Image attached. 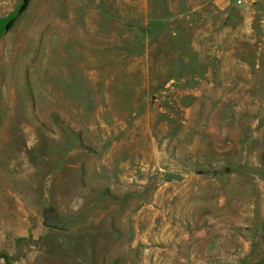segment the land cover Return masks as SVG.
Listing matches in <instances>:
<instances>
[{
    "label": "rangeland",
    "instance_id": "1",
    "mask_svg": "<svg viewBox=\"0 0 264 264\" xmlns=\"http://www.w3.org/2000/svg\"><path fill=\"white\" fill-rule=\"evenodd\" d=\"M0 264H264V0H0Z\"/></svg>",
    "mask_w": 264,
    "mask_h": 264
},
{
    "label": "water",
    "instance_id": "2",
    "mask_svg": "<svg viewBox=\"0 0 264 264\" xmlns=\"http://www.w3.org/2000/svg\"><path fill=\"white\" fill-rule=\"evenodd\" d=\"M46 227L52 230L65 231L66 227L60 225L56 220V215L53 211L46 212Z\"/></svg>",
    "mask_w": 264,
    "mask_h": 264
},
{
    "label": "built area",
    "instance_id": "3",
    "mask_svg": "<svg viewBox=\"0 0 264 264\" xmlns=\"http://www.w3.org/2000/svg\"><path fill=\"white\" fill-rule=\"evenodd\" d=\"M234 5L241 6L245 3V0H231Z\"/></svg>",
    "mask_w": 264,
    "mask_h": 264
},
{
    "label": "trees",
    "instance_id": "4",
    "mask_svg": "<svg viewBox=\"0 0 264 264\" xmlns=\"http://www.w3.org/2000/svg\"><path fill=\"white\" fill-rule=\"evenodd\" d=\"M10 25H11V22H10V24L8 25L7 29L10 28ZM7 29H6V30H7Z\"/></svg>",
    "mask_w": 264,
    "mask_h": 264
},
{
    "label": "crops",
    "instance_id": "5",
    "mask_svg": "<svg viewBox=\"0 0 264 264\" xmlns=\"http://www.w3.org/2000/svg\"><path fill=\"white\" fill-rule=\"evenodd\" d=\"M216 3H218L219 0H214Z\"/></svg>",
    "mask_w": 264,
    "mask_h": 264
}]
</instances>
